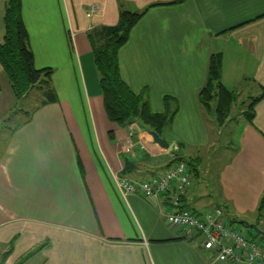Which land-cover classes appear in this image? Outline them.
Listing matches in <instances>:
<instances>
[{
  "label": "crops",
  "instance_id": "0c3cea01",
  "mask_svg": "<svg viewBox=\"0 0 264 264\" xmlns=\"http://www.w3.org/2000/svg\"><path fill=\"white\" fill-rule=\"evenodd\" d=\"M171 1L22 0L35 65L54 69L58 100L28 113L0 151V264H17L45 242L23 264H233L217 261L197 232L171 225L166 201L124 196L114 182V175L140 181L161 174L177 153L200 157L204 165L217 147L224 149L216 151L224 163L216 188L209 193L207 185L193 182L185 206L203 216L222 207L233 222L264 230L257 210L264 193V97L253 123L244 114L264 89V0L153 6L120 49L123 79L136 93L147 90L153 111L165 110L166 95L177 99L179 111L165 138L178 150L162 148L138 121L119 126L107 118L89 33L115 25L121 9ZM7 2L0 0V42ZM94 4L99 12L88 16ZM217 52L223 54L222 81L238 93L233 107H239L224 125L228 146L220 147L224 126L213 135L214 117L198 100L209 57ZM5 76L0 63V95L3 86L13 94ZM129 138L134 146L126 152Z\"/></svg>",
  "mask_w": 264,
  "mask_h": 264
},
{
  "label": "trees",
  "instance_id": "16d2710c",
  "mask_svg": "<svg viewBox=\"0 0 264 264\" xmlns=\"http://www.w3.org/2000/svg\"><path fill=\"white\" fill-rule=\"evenodd\" d=\"M183 1L152 3L140 11L121 9L118 22L115 25L104 26L89 33L94 63L100 74L104 109L109 121L119 126H126L137 120L143 127L165 137L166 130L171 126L179 111L180 106L177 99L166 95L164 97L165 110L161 113L153 111L147 90L144 89L136 93L123 79L119 51L129 41L133 28L150 8ZM22 5V0H8L6 4L5 35L3 42H0V63L17 99H22L34 87H39L45 97L41 102L42 105L56 102L58 96L51 86L54 69L52 67H36L35 56L29 44V32L22 15ZM222 73L223 54L221 52L212 53L208 61L205 84L198 92L201 106L207 115H213L218 127L224 126L229 121L232 107L238 99V93L223 83ZM263 97L264 89L261 95L250 100L244 111L249 122H254L255 106ZM184 159L186 161L187 158L177 153L173 162ZM200 161V157L192 158L189 161L190 165L193 164L195 172L198 170ZM257 210L259 216L264 215V193L260 198ZM259 235L264 239L263 235ZM46 245L47 242L39 244L21 257L17 264H23ZM10 246V250L1 256V260H5L11 252L13 243Z\"/></svg>",
  "mask_w": 264,
  "mask_h": 264
},
{
  "label": "built area",
  "instance_id": "2783aa9c",
  "mask_svg": "<svg viewBox=\"0 0 264 264\" xmlns=\"http://www.w3.org/2000/svg\"><path fill=\"white\" fill-rule=\"evenodd\" d=\"M99 9V5L94 4L87 15L93 16ZM127 146L125 151L130 150L132 143ZM114 182L124 196L139 193L166 201L171 208L165 212L167 221L186 233L197 232L204 249L210 251L217 261L264 264V239L250 237L238 229L222 207H216L211 214L203 216L185 206V196L193 184L192 170L185 160L176 161L163 173L140 181L114 175Z\"/></svg>",
  "mask_w": 264,
  "mask_h": 264
},
{
  "label": "rangeland",
  "instance_id": "374dc122",
  "mask_svg": "<svg viewBox=\"0 0 264 264\" xmlns=\"http://www.w3.org/2000/svg\"><path fill=\"white\" fill-rule=\"evenodd\" d=\"M44 98L45 97L43 95V92L39 87H34L32 91H30V94L22 99L15 98V96H13L8 86L7 88L6 86L2 87V94L0 95V151L3 148L5 141L11 136V133L14 130V128L19 126L21 123L25 122L28 118V113L30 114L33 110H35V108L38 105H40V103L42 102ZM238 108H239L238 106L233 107L232 109L233 115H234V112L238 110ZM210 126L212 130L211 131L212 134L215 135L218 126L215 124V122H211ZM228 127H229L228 125L223 127L222 135L220 139H217L219 147H220V143H222L223 146L224 145L228 146V142H227L228 140L227 133L229 131ZM168 140H169V143L173 142L170 138ZM131 143L132 142L130 141V138H129L127 147H129ZM133 146L134 144L132 143V147ZM132 147L130 148L129 151H126V152H130ZM170 147L177 149V150L179 149L177 145L171 144ZM217 149L218 151H220V149H223V148L221 147L215 148L212 152V155L209 157L207 163H205L204 165L203 164L201 165V161H200V164L198 165L197 169L199 170L200 169L199 166L201 165L200 170L202 174L199 175L198 177H196L193 164L192 165L189 164V161L191 159L190 158L186 159V162L188 163V165L190 166L192 170L193 182L196 181L197 184L202 185V186L207 185L208 186L207 192L209 193H210V188L212 187L213 189L216 188L217 174H218L220 165L224 163V157L217 156L219 154L218 152H216ZM203 168H205V170L208 171L206 175L204 174V170H202ZM207 197L209 196L207 195ZM235 226L238 229L242 230V232H244L250 237H253V238L260 237V235L255 229L245 225L242 222L240 223L236 222Z\"/></svg>",
  "mask_w": 264,
  "mask_h": 264
},
{
  "label": "water",
  "instance_id": "95a60500",
  "mask_svg": "<svg viewBox=\"0 0 264 264\" xmlns=\"http://www.w3.org/2000/svg\"><path fill=\"white\" fill-rule=\"evenodd\" d=\"M154 141L159 144L164 149L170 148V143L165 137H161L155 131H151ZM244 224L255 229L259 234L264 236V230L259 228L257 224L249 223L248 221H244Z\"/></svg>",
  "mask_w": 264,
  "mask_h": 264
}]
</instances>
